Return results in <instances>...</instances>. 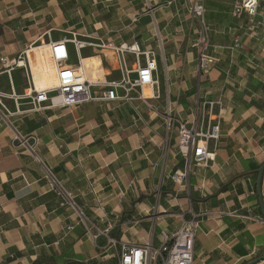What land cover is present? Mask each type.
I'll list each match as a JSON object with an SVG mask.
<instances>
[{
	"label": "crops",
	"instance_id": "obj_1",
	"mask_svg": "<svg viewBox=\"0 0 264 264\" xmlns=\"http://www.w3.org/2000/svg\"><path fill=\"white\" fill-rule=\"evenodd\" d=\"M192 1L0 0V59L45 53V46H35L52 38L55 28L46 22L59 19L84 38L138 42L142 50L157 52L159 67L158 98L148 105L137 98L99 101L12 118L23 134L36 137L39 157L76 196L85 224L59 206L41 166L13 147L12 132L0 122V264H117L118 250L104 247L105 236L95 240L92 226L109 229L119 243L159 247L163 233L176 234L189 211L198 220L196 264H250L264 257L256 186L264 164V34H244L248 21L233 16L236 0H204L218 62L200 75L192 48L200 22L191 17ZM260 4L264 14V0ZM236 39L241 47L229 50ZM119 78L113 61L112 71L99 79ZM12 82L22 94L25 71L15 70ZM9 84L0 62V90L10 92ZM220 97L216 162L194 166L176 183L185 159L177 132L167 136L166 111L190 122L203 102ZM6 103L15 112L14 102ZM261 186L264 205V176Z\"/></svg>",
	"mask_w": 264,
	"mask_h": 264
},
{
	"label": "built area",
	"instance_id": "obj_2",
	"mask_svg": "<svg viewBox=\"0 0 264 264\" xmlns=\"http://www.w3.org/2000/svg\"><path fill=\"white\" fill-rule=\"evenodd\" d=\"M263 0H236L234 2L233 16L237 19L245 18L247 26L245 35L261 31L264 34V14L261 11ZM190 3V2H189ZM191 17L200 22L198 38L192 48L197 51L200 75L209 73L218 59L211 54L210 27L204 21L206 8L204 0H193L190 4ZM58 40L49 37L48 42H42L36 47L45 46L44 56L54 64L57 70V82L47 88H39L35 84L34 71H32L31 57L27 51L16 58L2 57L0 62L10 79V92L0 90V122L4 123L12 132V145L28 153L39 166L46 180L48 190L53 192L61 208L76 214L78 221L85 224L88 220L76 196L68 191L63 181L54 173L38 155L37 139L33 135L23 134L12 118L25 113H41L54 108H69L91 102H123L129 103L136 98L148 105V100L158 98L154 89L159 86L157 75L159 73L158 54L152 50H142L138 42L107 43L101 38L79 39L81 36L73 31L68 32ZM83 37V36H82ZM81 37V38H82ZM90 39V40H89ZM76 54L77 63H71V48ZM241 47V41L236 39L229 50ZM86 49L99 50L110 54L119 79L101 80L91 82L82 63L83 51ZM15 70L25 71L26 88L22 94L16 92L12 82V73ZM145 90L150 91L146 95ZM121 91V94L119 93ZM15 104V112L11 111L6 101ZM25 102L29 106L21 111L20 106ZM223 99L206 100L198 109L190 122L182 121L167 110L163 123L167 136L177 132V148L179 154L185 159L182 171H177L173 180L182 181L191 173V166L207 168L216 162V150L221 138V115ZM181 226L176 234L169 236L163 233V244L153 247L150 243L145 245L119 243L109 235V229L95 231L93 237L98 240L106 237V248L118 250L117 264H196L195 241L197 238L198 220L191 211L182 215ZM102 220H106L105 217ZM72 230V227H68ZM91 230V229H90ZM88 230V232H90ZM258 264H264L261 261Z\"/></svg>",
	"mask_w": 264,
	"mask_h": 264
},
{
	"label": "rangeland",
	"instance_id": "obj_3",
	"mask_svg": "<svg viewBox=\"0 0 264 264\" xmlns=\"http://www.w3.org/2000/svg\"><path fill=\"white\" fill-rule=\"evenodd\" d=\"M46 23L51 24L50 28H52V27L55 28V30L52 32V38H54L55 40H58V39L65 37V36L66 37L70 36L68 34V30H70V29L65 30V27L60 25L61 23H60L59 19H55V21L51 20V22L49 21ZM62 30H64V31H62ZM79 39L88 41V39H86L84 37H82V38L80 37ZM70 48H71V54H70L71 55V61L70 62L71 63H77L76 54H74L72 52V47H70ZM83 55L87 56V57H98V56L101 57L102 61H103V67H104V69H106L107 73L109 71H112L113 59L110 57V54L102 53L99 50L86 49L83 51ZM30 56H31V58H34L33 62H34L35 71L37 73V77H38L37 79H38L39 83L41 85L52 84L53 81H55V79H56V70H55L54 64H51L50 61L48 59H46L43 51H37L36 52V59H35V55H32L31 53H30ZM193 167H194V165L191 166V169ZM260 258H258V259H260Z\"/></svg>",
	"mask_w": 264,
	"mask_h": 264
},
{
	"label": "bare ground",
	"instance_id": "obj_4",
	"mask_svg": "<svg viewBox=\"0 0 264 264\" xmlns=\"http://www.w3.org/2000/svg\"><path fill=\"white\" fill-rule=\"evenodd\" d=\"M82 63L84 65V68L86 70L87 75H89L90 80L93 83L96 82L99 78L102 79L103 76L106 73V70L102 68V66H103L102 65V60H101V58L99 56L98 57H83ZM32 71H34L33 64H32ZM56 74H57V70H56ZM34 78H35L36 86H38L39 88H47V87L40 86V84L38 82V79H37L36 71H34ZM56 82H57V80H56ZM145 93H146V95H150V91L149 90H145Z\"/></svg>",
	"mask_w": 264,
	"mask_h": 264
},
{
	"label": "water",
	"instance_id": "obj_5",
	"mask_svg": "<svg viewBox=\"0 0 264 264\" xmlns=\"http://www.w3.org/2000/svg\"><path fill=\"white\" fill-rule=\"evenodd\" d=\"M263 176H264V164L261 166V168L258 170V178H257V191H258V197H259V201H261V206H262V211L264 214V205H263V201H262V180H263ZM261 261H264V257L258 260H254V262L250 263V264H258Z\"/></svg>",
	"mask_w": 264,
	"mask_h": 264
}]
</instances>
